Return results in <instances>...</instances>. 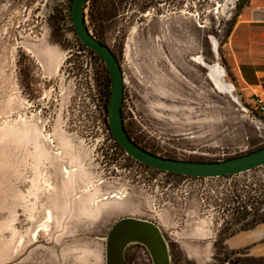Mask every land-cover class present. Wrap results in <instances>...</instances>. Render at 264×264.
I'll return each mask as SVG.
<instances>
[{
  "label": "rangeland",
  "instance_id": "obj_1",
  "mask_svg": "<svg viewBox=\"0 0 264 264\" xmlns=\"http://www.w3.org/2000/svg\"><path fill=\"white\" fill-rule=\"evenodd\" d=\"M248 3H116L105 41L118 56L124 122L139 143L191 161L264 147V118L227 71L222 48ZM71 4L0 0V264H106L107 235L126 217L160 227L171 264H264V235L251 252L228 248L244 224L264 227V165L195 178L128 159L105 123L103 64L81 47ZM125 257L153 264L140 244Z\"/></svg>",
  "mask_w": 264,
  "mask_h": 264
},
{
  "label": "water",
  "instance_id": "obj_2",
  "mask_svg": "<svg viewBox=\"0 0 264 264\" xmlns=\"http://www.w3.org/2000/svg\"><path fill=\"white\" fill-rule=\"evenodd\" d=\"M88 2L72 0V23L80 41L103 60L109 71L111 96L108 124L114 139L128 156L156 170L195 178L233 176L264 165V147L224 160L201 162L163 157L135 143L126 130L122 115L124 76L121 65L110 46L101 43L88 27ZM131 244L146 247L153 264H171L168 242L160 227L154 222L133 217L122 218L112 226L106 240V264H127L125 251Z\"/></svg>",
  "mask_w": 264,
  "mask_h": 264
},
{
  "label": "crops",
  "instance_id": "obj_3",
  "mask_svg": "<svg viewBox=\"0 0 264 264\" xmlns=\"http://www.w3.org/2000/svg\"><path fill=\"white\" fill-rule=\"evenodd\" d=\"M222 48L230 71L249 97L264 98V0H249L239 13ZM259 231L262 232L257 234ZM259 231H240L228 248L246 247L251 252L253 240L264 235V227Z\"/></svg>",
  "mask_w": 264,
  "mask_h": 264
},
{
  "label": "trees",
  "instance_id": "obj_4",
  "mask_svg": "<svg viewBox=\"0 0 264 264\" xmlns=\"http://www.w3.org/2000/svg\"><path fill=\"white\" fill-rule=\"evenodd\" d=\"M122 1L123 0H89V2H88V5H87L88 14L86 15V16H88V21H89L88 27L92 31L93 35L103 44H107L106 41H105L104 23L109 21V20H111L112 18H114V16L117 15L118 11L120 10V7L116 6V3L117 4L118 3L121 4ZM238 9H240V8H238ZM234 23L232 22V24L229 26L227 34H226L227 37L230 35V33L232 31ZM77 39H78L81 47H83L84 49H87L90 53L96 55L100 59L101 63L103 64V67H104V70H105V75H104V78H103V82H102V86H101V92H100L101 94H100V98L99 99L101 101L102 110L104 111V114H105V123L107 125L108 130L110 131V137L113 140L115 147H117V149H119L122 153L126 154L124 152V150L121 148V146L114 139V137H113V135L111 133L109 124H108L109 101H110V96H111V79H110L109 71H108L105 63L103 62V60L95 52H93L92 50H90L87 47H85V45L80 41L78 36H77ZM112 51H113L114 55L116 56V58L118 59V56L115 53V51L113 49H112ZM220 53H221V49H220ZM118 61H119V59H118ZM224 65H225L227 71L230 73L231 71H230V68H229L227 62L224 61ZM122 115H123V118L125 120L123 107H122ZM125 127H126V130H127L128 134H129V136L133 139V141L135 143H137L142 148H144V149H146V150H148V151H150V152H152L154 154H157V153L153 152L152 150H149L148 148L143 146L141 143H139L131 135V133L129 131V128L127 127L126 123H125ZM157 155H160V154H157ZM160 156L171 158V159H176V158H172V157L167 156V155H160ZM127 157H128V159L134 160L133 158H131L128 155H127ZM180 160H182V159H180ZM134 161H136V160H134ZM214 161H218V160H214ZM201 162H204V161H201ZM139 164L144 166V167H146V168H150V169L158 171V172H164V171L156 170V169L151 168L149 166L143 165L141 163H139ZM164 173H166L168 175L177 176V177H181L182 176V175H179V174H176V173H172V172H164ZM183 177H187V176H183ZM250 226H251L250 223L244 224L240 229L241 230L249 229ZM126 262H127V260H126ZM127 264H128V262H127Z\"/></svg>",
  "mask_w": 264,
  "mask_h": 264
},
{
  "label": "built area",
  "instance_id": "obj_5",
  "mask_svg": "<svg viewBox=\"0 0 264 264\" xmlns=\"http://www.w3.org/2000/svg\"><path fill=\"white\" fill-rule=\"evenodd\" d=\"M251 104L252 106L260 112V114L264 118V98L261 96H251Z\"/></svg>",
  "mask_w": 264,
  "mask_h": 264
},
{
  "label": "flooded vegetation",
  "instance_id": "obj_6",
  "mask_svg": "<svg viewBox=\"0 0 264 264\" xmlns=\"http://www.w3.org/2000/svg\"><path fill=\"white\" fill-rule=\"evenodd\" d=\"M244 230H247V229H244ZM240 231H243V230H240ZM243 250V248H241ZM235 250V249H234ZM244 250H248V248L244 249Z\"/></svg>",
  "mask_w": 264,
  "mask_h": 264
}]
</instances>
